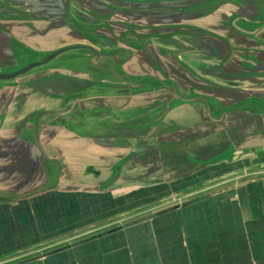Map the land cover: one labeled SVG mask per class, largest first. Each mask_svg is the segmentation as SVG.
<instances>
[{
	"label": "crops",
	"instance_id": "crops-1",
	"mask_svg": "<svg viewBox=\"0 0 264 264\" xmlns=\"http://www.w3.org/2000/svg\"><path fill=\"white\" fill-rule=\"evenodd\" d=\"M143 1L131 0L132 12L126 10L130 4L115 3L125 10V19L118 20L126 28L124 49L120 50L119 57L127 61L123 64L119 60L120 64L115 65L121 69L119 77L127 78L123 82L107 83L101 95L90 93L99 90V81L66 73L75 79H42L39 83L30 79L28 82L0 81V152L14 146L12 144L39 143L48 135L47 142L52 140L51 149L55 146L64 155L53 162L48 154L47 165L55 169V176L50 177V167L41 164L40 179L44 181L39 186L19 191L0 187V264H264L263 139L255 145L257 151L251 160L247 156L239 157L241 149H234V156H228L233 140L230 139L237 138L238 132L239 139H243L249 130L245 121L253 123L251 135L263 136L260 127L264 128V114L244 119L242 112H222V107L229 104L227 96L212 90L220 85L204 88L206 83L194 75L209 73L226 82L227 78L221 77L222 71L233 70H229L230 63L223 66L220 63L228 57L231 47L220 36H232L233 41L236 40L234 54L241 47L260 44L249 35L237 37L233 28L224 24L226 5L216 12L210 11L206 18L177 19L182 22L175 24V31L168 29L167 33L163 28L155 29V34L150 33L152 29L149 33L138 31L144 27L141 22L147 15L142 11L146 13L148 9ZM149 1L155 6L150 9L157 11L148 15L149 20L159 25L174 24L177 12L193 9L197 2L181 5L177 0L172 3ZM228 1L223 0V3ZM66 8L64 6L63 14ZM139 11L141 18H137ZM17 15L18 12L14 14ZM22 15L28 16L24 12ZM5 16L9 19L10 15ZM118 21L114 20L121 23ZM196 23L203 28V35L193 32L192 24ZM63 24L51 28L53 22H33L32 28L43 37L46 50H54L66 46L57 39L66 41L72 33ZM7 26L4 28L5 23L0 21V33L10 32L6 41L4 34H0V57L10 54L9 41L14 38L34 39L30 35L33 30L27 27L23 32L12 24ZM40 26L49 28L41 32ZM161 30L166 32L160 34ZM91 33L92 43L77 34L70 39L99 52L83 50L87 57L114 58V52L103 54L100 51L105 48ZM258 35L264 38V31ZM201 52L218 56V65L210 66L208 63L212 60L207 58H203L202 65L196 61H187L188 68L180 64L181 58L189 55L193 60L198 59ZM259 69L264 70V65ZM52 71L64 72L46 70ZM121 89L123 93L118 91ZM66 94L72 97H65ZM260 101L263 100L253 103L263 105ZM229 129L238 132L230 133ZM50 131L56 133L53 135ZM103 136H109V146L101 142ZM133 143H138L139 148L132 150ZM73 149L77 154L82 153L81 156L71 155ZM132 154L140 157L138 166L128 162ZM89 156L93 159L85 161ZM115 160L125 166L124 171L114 176V170H118ZM152 162H156L155 166ZM133 167L141 171L139 177L143 178L128 179L133 176ZM72 172L77 175H68ZM25 177L23 174L21 179ZM49 177L52 180L48 183ZM162 183H181V188L172 195L179 200L176 204L164 208L168 196L143 208H129L123 214L114 213L106 218H85L83 211L77 213L65 208L56 210L50 222L37 209V205L43 206L49 199L78 196L84 194L83 190L93 192L92 195L109 191L118 197ZM12 184L14 182L8 186ZM159 208L163 209L157 210ZM23 215L29 217L27 226L20 220ZM141 215L144 216L132 221ZM118 217L123 218V225L99 234L102 225ZM11 221L12 228L8 226ZM83 237L86 238L77 241Z\"/></svg>",
	"mask_w": 264,
	"mask_h": 264
},
{
	"label": "rangeland",
	"instance_id": "rangeland-1",
	"mask_svg": "<svg viewBox=\"0 0 264 264\" xmlns=\"http://www.w3.org/2000/svg\"><path fill=\"white\" fill-rule=\"evenodd\" d=\"M177 1H180V4L184 5L185 2L187 4L195 0H177ZM196 1L198 2L200 0H196ZM209 1L204 2L203 0H201V2L199 3L196 2V5L193 9H189L187 11L186 9H183V11L177 12V14L174 15L176 16V18L174 19L175 21L174 24L171 23L169 25H159L156 22L151 23L148 16L152 14V11L153 13H157V11L155 12V10L150 9L151 7H155V6L150 5L152 1L144 0L143 2L144 4L148 5V9L146 10V13H144L145 11H142L143 12L142 14H147V15H145L146 17H143L141 11H139L141 15L138 14L137 18L143 17V22H141V25H143L144 27L141 28L142 30L139 29L138 31L149 33L150 30L152 29V32L150 33L155 34L157 33L155 29L163 28L168 33L169 32L168 29H170L171 31H175L173 29V28H177L176 27L177 25L175 24H180L182 22V20L178 21L177 19L184 18L186 20L198 16L199 17L201 16L200 18L202 17L206 18V16H208L210 13L216 12L218 9L223 8L224 5L228 6L226 8V11L224 12L226 13L227 16V18H225L224 20V24L228 27L233 28L232 31L235 32L237 37L240 38L243 35H247V36L249 35L255 39L256 43L260 44V45L255 44L256 45L255 47L253 46L250 47V45L248 47H241V50L237 52V54L236 53L234 54V52L237 51L236 40L233 41L232 36L231 37L220 36V38L226 40L228 42V45L231 47V49H229L228 57H226V59L220 64L223 66L226 63L227 64L230 63L231 67L228 66L229 70H233V71H222L221 77H226L228 79L227 82H229V80L232 81L234 83L233 85L234 87H237V85L239 87L240 86L239 82L241 80H244V82L242 83L243 87H241L240 89H227L226 91L225 90L223 91L221 88H232V87H228L227 84L223 83L221 80L216 78L215 77L216 75H214V77L211 76L209 73L208 74L205 73V75L203 76H201L200 74L199 75L194 74V75L206 83L207 86L204 88H209L210 87L209 85L211 86L220 85V87L219 86L212 87L214 88L212 90H214V92L217 91V93H220L222 91V93L225 94L227 97H229L231 100H238L241 97V95L248 92L250 93L252 90L256 94L257 98L258 97L261 98L264 95V70L259 68L264 65V62H262L264 59V40H263L264 38L259 36L258 34L264 31V0H229L227 3H223V0H209ZM61 2L62 4L64 2L63 7L60 6ZM117 2L118 4L119 2H123L125 4L128 3L132 4L131 0H117V1L114 0H0V8H1L0 21L5 23L4 28L8 27L7 24H12L14 26H17L21 31L24 32L23 29L25 27L33 30L32 28L33 22H39L41 24H43L44 21L53 22L51 28L54 27L59 28L60 25L64 22L63 25H66L64 26V28H67L72 31V33L70 32V34H68L69 39H67L66 41L62 39H57L58 41L64 43V45L66 46L82 45L81 43H78L77 40L70 39L71 36L75 38L77 37L73 34H77L79 37H82L87 42L92 43L89 37L92 34L91 32H93L94 37L95 36L97 37L96 39L97 43L101 44L105 48L100 50L101 52H103V54H107L108 52L110 53L114 52V55L111 54L113 55L114 58L111 59H107L104 56H100L96 58L91 56L87 57L82 49L62 52L52 62L44 66L34 68L31 71H29L27 75L23 77H19L16 80H25L28 82V80L30 79L29 81H32L33 83H39L38 81L40 80L42 81V79L46 81L49 80L56 81L57 80L56 78H60L61 80H68V79L73 80L75 79L74 77H71L70 75H66V74L79 75L80 77L82 76L88 80L91 78V80H95L94 82L99 81V83H101L99 84L100 85L99 90L94 89L93 92L90 91L91 94L100 93L97 95H101L102 94L101 92H104L102 88L106 87L107 83L113 81L123 82L122 80H126L127 77L125 78L119 77V75H121L119 72L121 69L120 68L117 69L116 67L118 65H115L116 62L119 63V60L120 63L123 62V64L126 61L122 57L121 58L119 57V54L121 53L120 50L124 49L123 48L125 42L124 32L126 28L125 25L122 23V21H118L123 18L125 19L123 14V11L125 10L123 7L121 8L117 7L118 4L115 5V3ZM167 2L172 3V2H176V0H167ZM131 4H130L131 7L130 6L126 7V10L127 11L129 10V12L134 11L133 9L134 5ZM13 6H16V8H14ZM64 6L67 9V12L65 14H63L65 11ZM16 11L18 12V15L14 16V14L17 13ZM23 12L28 16L22 15ZM252 14H256V15H252ZM5 15L7 16L10 15L9 19H6ZM114 20L121 23L118 24L117 22H114ZM152 22L154 21L152 20ZM103 23L104 26H102ZM192 25L195 27V31L193 32L199 35L201 34L203 35L204 33L203 28H201V25L199 23ZM147 26L150 28H147ZM46 28L40 26L41 29L40 31L44 32ZM180 28H182V26ZM4 31L5 32H2L0 34H4L3 39L4 41H6L8 40L7 35H10V32L6 30ZM166 31L161 30L159 33L162 34ZM30 32H31L30 35L34 38L31 41H25L18 38H14L13 40L9 41L10 54L8 56L0 57V71L16 72L18 70H21L29 66L34 62H38L44 59L49 54L56 52L59 48L66 47L63 46L54 50H46V45L44 44L43 37L40 36V33L37 32L36 30ZM112 36H114L115 38L114 40H111ZM211 37L213 38L214 35ZM244 44H246V42ZM192 54L197 55L195 53ZM198 54H199V56L197 57L198 59H194V60L189 58V55H187L184 58H181L180 64L185 66L187 65L186 64L187 61H194V63L196 61L201 63L202 65V62L203 63L205 62L203 58H207L212 60L209 61L208 64L214 67L217 66L218 62L220 61L218 56L216 57L209 56L207 54H203V52ZM116 55L117 57H115ZM216 59H218L219 61ZM235 63H238L237 66ZM107 65L114 66L115 68L112 69V67L110 66L107 67ZM134 66L139 67L136 65ZM175 67L183 71L181 67H178V64L177 65L175 64ZM150 68L154 69L152 68V66H150ZM46 70H64V72L61 73L58 71H52V73H50V72H46ZM113 70L114 72H116L115 73L116 76L114 75ZM249 70H252V72H249L247 75L248 77H245L246 75L243 74L242 72ZM55 72H58L59 74ZM201 74H203V72H201ZM252 76H254L253 78H256L254 82L251 79H249ZM135 77L136 76H133V79H135ZM118 88H120V86H118ZM197 90L200 89L198 88ZM118 91H120V93H123L122 89ZM115 93L117 95V91ZM55 97L58 96L55 95ZM260 102L264 103V100ZM1 103L2 100H0V104ZM36 125L38 126L39 124L37 123ZM75 128L81 129L77 126H73V129ZM81 130L83 131V129ZM253 130H255V128ZM38 131L39 130L36 129V132ZM50 132L53 135L56 133V131H50ZM262 133L263 136H259V137L253 135L250 137H244L243 139L244 145L241 148L242 152L247 151V148L253 149L258 142H261V139H263L262 141L264 142V130H262ZM106 134L104 133V135ZM236 135L239 136L240 132H238ZM47 138L48 135L45 136V139L42 138L41 141H39V143L36 144L35 143L12 144L14 146L8 147V149L0 152V187L1 188L4 189L10 188L19 191V190H27L31 187L39 186L42 180L40 179L41 176L40 174L43 171V169L41 168V164L42 165L44 164L45 167H50L52 172L50 177L55 176V169L52 167V165H47V163L49 164L47 160L48 154L50 153V155L52 156L53 162H56L57 160L63 158L64 155L63 153L59 152V148L55 146H53L51 149L50 141L52 140L47 142ZM98 138L100 139V137ZM102 139L105 141V142L101 141L103 145L109 146L110 144L108 142V140L110 139L109 136L107 137L103 136ZM136 145H138V143L132 144V150L135 147H137V149L139 148V146ZM231 151L229 150L228 153L231 154L232 153ZM70 154L74 156H81L82 153L77 154L76 150H74ZM119 155L120 154H118V156ZM238 155L241 158L245 154L240 153ZM252 158H254V156L252 153H250L247 156V159L251 160ZM92 159L93 158L89 156L85 159V161L86 160L91 161ZM129 159L130 160L128 162L132 161V165L134 166H138V164L140 163L139 160H141L137 154H132L131 156H129ZM79 160L80 159H76V161ZM115 161L117 162L116 167L118 166V170H114L115 171L114 176L119 175L121 171H124L123 167L125 166V164L123 166V163L118 162V160ZM111 163L112 161L108 163V165ZM155 163L156 162H152V166H155ZM27 167L30 168V171H26ZM50 169L48 170L50 171ZM152 172L154 173V169ZM140 173H141L140 170H135L133 167V176H129L130 178L128 179L130 181H133V180H138L139 178H143L141 176L139 177ZM23 174H25L26 177L21 179V176ZM68 175L75 176L77 175V172L68 173ZM50 177L48 180H46V182L49 183L52 180V178ZM8 180L10 181L7 182ZM27 181L29 185H26ZM13 182L14 184H12V186H8ZM105 186L107 187L108 185ZM179 188H181V183L154 184V185L146 186L145 189L140 190L139 192H133L132 194L128 193L127 195H122L118 197H116V195L110 193L109 191L97 195H92L93 192L83 190L84 194H79L78 196L63 197V198L56 197L58 201L55 198L49 199L47 202L43 203V206L37 205L38 206L37 209L41 210L44 219L48 220L49 222H50V218L53 217L52 215L55 214L56 210L65 209V208L73 209L77 211V213L78 212L81 213V211H83L84 215L86 216L85 218L87 217L91 218L97 216L106 218L109 217L108 215L110 214L112 215L114 213L116 214V216L120 215V213L123 214L125 210H128L129 208H137V207L143 208L148 203H152L153 201H157L159 199L167 198L168 196L170 198L164 200L163 206L164 208L168 207L169 205L172 206V204H176L177 201H179L177 200L176 196H175L176 199H174L175 197H172V195L176 193L177 189ZM181 195L183 194H180V196ZM160 209L163 208H159L157 210ZM44 211L47 212L44 213ZM143 216L144 215L133 218L132 221H135V219L137 220ZM46 217H48L49 219ZM22 219H23L22 221L23 224L27 226L29 217L23 215L22 217H20V220ZM123 223H124L123 218L118 217L117 219L110 221L107 224H104V226L102 225L99 234L101 232H107L109 230L116 229L121 225H123ZM8 226H10V228L13 227L12 221L9 222ZM75 237L76 236L72 238ZM85 238L86 237L77 239V241L83 240Z\"/></svg>",
	"mask_w": 264,
	"mask_h": 264
},
{
	"label": "water",
	"instance_id": "water-1",
	"mask_svg": "<svg viewBox=\"0 0 264 264\" xmlns=\"http://www.w3.org/2000/svg\"><path fill=\"white\" fill-rule=\"evenodd\" d=\"M162 1H167V0H162ZM120 3H123V2H120ZM124 5H126L125 3H123ZM129 4V3H128ZM61 7H63V4L61 2L60 4ZM76 49H82V50H90L92 51L93 53H98V51H96L93 47L91 46H85V45H71V46H66V47H63V48H59L56 52L52 53V54H49L47 57H45L44 59L38 61V62H34L32 64H30L29 66L21 69V70H18L16 72H2L0 71V81H12V80H16L18 79L19 77H23L25 75H27V73L29 71H31L32 69L34 68H37V67H41V66H44L50 62H52L54 59H56L62 52H66V51H70V50H76ZM206 54H208L206 52ZM209 55V54H208ZM243 74H245L246 76L245 77H248V73L249 71L247 72H242ZM254 76H252L250 79L254 82V79L256 78H253ZM228 79H226V82L225 84H227L228 87H232V88H221L223 91L227 90V89H240L241 87H243V82L244 80H241L239 83H240V86L238 87H234V83L232 81L229 80V82H227ZM222 92V91H221ZM72 94H67V95H64L65 97H68V98H71ZM228 99V103L226 106H223L222 107V112H227V111H231V112H242L244 113V116L242 118L246 119L247 117H252L253 115H263L264 114V104L262 105H257L254 102V100H264V95L261 97V98H257L256 97V94L253 92V90L249 93H244L243 95H241V97L238 99V100H231L229 97H227ZM233 101V102H231ZM249 127L247 133H245V136L244 137H250L252 136V129H250L251 127H253V123L248 120L247 122L245 121V127ZM264 129V128H263ZM262 129V126L260 127V130H263ZM228 131H230V133H235L238 132V131H234L233 129H229ZM243 137V139H244ZM233 139V140H232ZM243 139H239V137L237 136V138H231L230 140H232V142L230 141V146L231 148L229 149L232 153L229 154L228 156L229 157H233L234 156V149L235 150H239L243 147L244 145V142H243ZM234 147V148H232ZM257 149L255 150V147L253 149H250V148H247V151H244L242 153H244L245 157L248 156L250 153L254 154L256 153Z\"/></svg>",
	"mask_w": 264,
	"mask_h": 264
}]
</instances>
